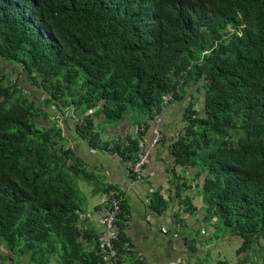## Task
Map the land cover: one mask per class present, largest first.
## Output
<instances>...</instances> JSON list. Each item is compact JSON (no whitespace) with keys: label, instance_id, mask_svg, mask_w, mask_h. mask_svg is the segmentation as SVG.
<instances>
[{"label":"trees","instance_id":"trees-1","mask_svg":"<svg viewBox=\"0 0 264 264\" xmlns=\"http://www.w3.org/2000/svg\"><path fill=\"white\" fill-rule=\"evenodd\" d=\"M0 60L60 118L76 117V134L96 148L109 143L95 118L113 127L135 111L154 118L198 85L201 107L190 100L171 145L174 168L198 179L214 233L221 224L241 239L234 264H264V0H0ZM14 83L0 68V264H107L105 240L91 245L79 225L78 182L109 187ZM129 143L110 153L135 162L139 141Z\"/></svg>","mask_w":264,"mask_h":264},{"label":"crops","instance_id":"crops-1","mask_svg":"<svg viewBox=\"0 0 264 264\" xmlns=\"http://www.w3.org/2000/svg\"><path fill=\"white\" fill-rule=\"evenodd\" d=\"M197 90L198 85L190 86L183 99L168 101L163 105L160 115L146 117L138 124L133 123L130 116L109 129L102 119L95 118L94 128L102 127L101 141L108 142L109 147L96 148L81 139L76 134V117L57 118L58 126L63 129L67 139V147L95 176L99 185L109 187L108 194L94 193L93 183L87 184L88 189L82 191L86 205L80 213L79 225L89 236H95L89 242L91 245L97 243V238L101 242L106 238L101 220L108 208L110 194L116 193L123 197L125 210L118 225L122 236L130 244V250L124 252L125 264H208L207 257H212V251L222 249V254L226 252L223 245L215 244L216 239L212 240L216 219L209 222L205 219L198 179L192 176L190 170L174 168V158L170 153L172 142L185 125L184 115L190 100H197L196 109L201 107ZM156 129L161 131L162 140L153 151L142 177L134 173L133 160H128L127 156L123 157L119 152L110 153L114 142L125 148L130 145V140H138L140 149L141 144L145 145L152 139ZM154 196L166 204L161 213L154 210L157 200ZM218 257H221L220 252Z\"/></svg>","mask_w":264,"mask_h":264},{"label":"built area","instance_id":"built-area-1","mask_svg":"<svg viewBox=\"0 0 264 264\" xmlns=\"http://www.w3.org/2000/svg\"><path fill=\"white\" fill-rule=\"evenodd\" d=\"M165 101L171 99L169 95L164 98ZM162 140V133L158 129L154 131L153 137L147 144L140 147V151L136 156L135 162L132 166L134 173L138 177H142L145 167L149 164L153 151L160 144ZM108 208L101 220L102 226L106 230V238L102 243V252L107 264H125L124 256H121L117 244L120 243L124 252L130 250V244L123 241L121 238V231L119 229V219L123 213V197L112 193L108 199Z\"/></svg>","mask_w":264,"mask_h":264},{"label":"rangeland","instance_id":"rangeland-1","mask_svg":"<svg viewBox=\"0 0 264 264\" xmlns=\"http://www.w3.org/2000/svg\"><path fill=\"white\" fill-rule=\"evenodd\" d=\"M0 68H1V73H7V79L8 81H10V83H18V85L20 87H22V90L24 93H26L28 95V97L30 98V100L35 101L36 106L40 109H42L43 111L47 112V115L51 118H55L56 119L59 116L58 113V109L56 110L55 105H52L50 107H46L43 103L42 100L44 99L45 95L44 93H38V90H35L32 86H30V84L25 83L24 81V76H20L18 75V73H16V69L15 68H11L9 65H7L5 62H3L2 60H0ZM9 71V73H8ZM16 80V81H14ZM14 83V84H15ZM69 112L71 114H73V110H69ZM140 111H135V115H133L132 117V121L133 123H140V121L143 119L140 116ZM53 113V114H51ZM54 120V119H51ZM59 120V119H58ZM36 123L39 126H43V127H49L47 122L43 119V117L38 118ZM133 124V125H135ZM105 125V124H104ZM106 127H109V129H113V126H108L105 125ZM105 127V129L107 130V128ZM101 129L102 127H98L95 126L94 131L95 133L98 134V137L100 140H103L102 135H101ZM106 137V136H105ZM78 186L79 189L81 191H84V189H88V185L87 183L84 182H78ZM229 230L227 228H225L224 226H222L221 224H219L218 226V230H216L215 236L217 237V245H224L226 252L224 254H222V249L219 250H215L212 251V257L208 256L207 257V261L208 264H216L217 261H228L231 262L232 264H234L236 262V254L235 251L238 249V246L241 243V239L239 237L233 236L232 234H230V232H228ZM224 238H229L228 242L225 243V241H223ZM219 252L221 253V257L219 258ZM3 253L5 254L6 251L5 249H3V247H0V255H3ZM54 264H58L56 262V259H53ZM4 264H7L6 261L4 262ZM50 264H53L52 262Z\"/></svg>","mask_w":264,"mask_h":264}]
</instances>
